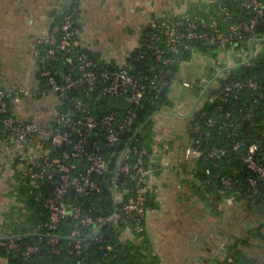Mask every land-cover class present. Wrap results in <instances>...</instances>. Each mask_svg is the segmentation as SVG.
<instances>
[{"label":"built area","instance_id":"built-area-1","mask_svg":"<svg viewBox=\"0 0 264 264\" xmlns=\"http://www.w3.org/2000/svg\"><path fill=\"white\" fill-rule=\"evenodd\" d=\"M228 1L231 0H203L204 5L214 4L207 13L204 11L205 15L182 13L153 21L151 26L157 32L146 35L143 40L140 38L135 48L137 55H133L135 50L129 51L116 65L105 70L94 69L92 60L84 53L85 48L79 45L80 29L73 26L78 25L77 7L64 13L58 27L62 33L58 42L53 37L36 42L33 55L39 65L38 90L71 107L63 111H44L39 105L31 107L33 110L26 109L24 104L30 101V92L0 87V167L5 172L13 170L20 178L17 188L5 196L6 205H0V264H32L33 258H78L88 244L99 245L103 260L108 254L118 257L119 244L135 242L139 245L145 236L148 203L152 197L150 182L155 171V152L160 146L163 154L167 153L164 139L154 141L156 118L151 120L150 147H137L136 134H133L120 150H112L138 121L137 109L145 95L152 91L160 93L167 85L174 92L177 88L182 92H195L199 105L225 103L231 94L243 91L257 93L260 99L264 97V87L255 79L231 80L223 74L237 66L238 59L248 64L264 51V33L261 32L264 0H239L237 10L243 15L240 18L222 6ZM194 44L212 46L207 55L210 68L203 69L194 80L183 79L178 74L168 78L170 69L181 66L180 57ZM41 46L48 49L40 52ZM76 48L81 51L75 52ZM59 52L67 65L60 80L59 74L48 66L49 62L57 63ZM148 56L152 65L145 69ZM209 70L213 71L211 75ZM259 89L262 91L257 92ZM77 93L96 103L105 97L116 99L127 108L120 114L109 112L96 116L76 97ZM214 125V120L207 118L203 129L188 128L189 135H199L183 151L192 179L197 160L216 162L227 153L225 149L205 151L201 148L200 138H208ZM227 125L231 149L240 153L239 160L252 175L248 183L257 193L259 184L264 188V165L256 157L259 146L233 141L236 126ZM113 161L115 166L110 168ZM215 178L220 179L219 196L233 189L231 178L218 174ZM105 182L110 213L95 216L100 207L96 199L101 198ZM2 196L0 192L1 199ZM26 198L34 205L31 212L25 209L29 206L23 202ZM224 203L230 205L233 200L224 199ZM11 212L21 225L27 224L34 215V227L19 234L6 233L1 227ZM103 226L117 231L118 244L105 240L99 230ZM84 228L90 231L86 233ZM222 263L239 264L234 252L228 249Z\"/></svg>","mask_w":264,"mask_h":264},{"label":"crops","instance_id":"crops-1","mask_svg":"<svg viewBox=\"0 0 264 264\" xmlns=\"http://www.w3.org/2000/svg\"><path fill=\"white\" fill-rule=\"evenodd\" d=\"M73 2L78 8L79 45L111 66L135 50L143 31L152 28L153 21L192 13L199 5L205 9L214 7L213 3L205 6L203 0H0V87L30 92V101L24 104L26 109L39 105L47 94L37 88L39 65L33 55L36 42L56 37L58 26L54 16L62 14ZM208 53L198 55L199 61L204 62L198 76L203 69L210 68ZM186 62L177 72L183 79L194 75L188 66L191 61ZM186 94L189 101L182 109L177 110L172 103L171 111L163 113L162 110L155 117L154 141L164 139L167 153L163 154L160 146L155 152V171L150 182L154 206L145 222L147 244H142L143 239L139 245L133 242L141 247L139 254L143 257L139 262L221 264L228 247L237 246L246 261L264 263V207L259 210L245 201L229 205L216 196L208 197V207L207 201L197 196L195 187L201 185L190 177L183 151L191 143L187 120L191 111L197 110L199 101ZM39 106L44 111L50 110ZM172 117L184 120V126L171 123ZM19 181L13 170L5 172L0 167V192L4 196L0 198L1 206L6 205L5 196L17 188ZM33 207L29 204L25 209L29 212ZM10 216V229L18 230L13 234L29 229L28 223L17 224Z\"/></svg>","mask_w":264,"mask_h":264},{"label":"trees","instance_id":"trees-1","mask_svg":"<svg viewBox=\"0 0 264 264\" xmlns=\"http://www.w3.org/2000/svg\"><path fill=\"white\" fill-rule=\"evenodd\" d=\"M239 4V0H231L227 3H222V6L230 9L237 16L236 18H240L243 15L238 13L237 7ZM76 3H72L69 7H67L62 14L57 13L55 17V24L59 27L62 22V17L64 13H68L71 8H75ZM197 11H201L204 14V11H208L203 6L199 5L196 7L195 11L191 14L198 13ZM207 13V12H206ZM209 17V16H208ZM75 20V17L73 18ZM74 27H77V24H73ZM157 32L154 28H147L143 31L141 39L143 40L146 35L151 36L152 33ZM264 33V29L261 30ZM62 33L58 31L55 39L58 42L61 39ZM212 46H205L194 44L191 49L186 50L183 55L180 57V60L188 61L192 56H198L201 54H206L210 51ZM54 49H57V45L53 46ZM214 48V47H213ZM40 52H45L48 47L41 46L39 47ZM81 51L79 48L75 49V52ZM84 51V50H83ZM87 57L92 60L94 69L96 70H105L108 69L109 66L112 68L113 66L109 64H105L101 61L96 55L92 54L89 51H84ZM61 52L57 54V58L59 59L57 63L49 62L48 66L50 69L55 70L58 75V80L64 75L66 71L67 65L64 63L61 57ZM133 55H137V50L133 52ZM166 56H172L171 53H166ZM237 66L228 69L225 71V75H227L231 80L237 79H248L252 78L259 82L260 86L264 87V51L259 52L256 57H254L248 64H242L241 60L237 61ZM152 65V59L148 56L146 62V68ZM179 67L175 65L170 70L168 78H175L177 75ZM215 72V70H214ZM213 73L212 70H209L208 74L211 75ZM169 90V89H168ZM167 90V91H168ZM262 91L259 89L257 92ZM167 93V92H166ZM166 93L164 97L160 98L159 94L155 91H152L150 94H146L141 106L137 109L138 121L131 125L128 131L121 139V143L114 147L112 151H118L121 147L127 144L128 138L133 134H136V146L141 148V146L150 147L153 139V133L150 128L152 126V119L159 115L164 107H169L171 102L168 100ZM76 97L80 100H83L84 106L87 107L91 112L96 115H102L109 112H115L116 114L122 113L127 106L124 105L121 101L116 99L104 98L100 101V103H96L92 99H88L80 93L75 94ZM192 99L197 102V97L195 96V92H191ZM264 96V94H263ZM67 107H71L68 105H62L61 109L58 111H63L67 109ZM221 109H218V108ZM207 118H212L215 122L214 128L210 132L208 138H200L201 148L205 151H208L212 148L216 149H225L227 153L221 156V158L216 162L205 161L203 159H199L196 162V174L194 175V182L197 181L201 186L199 188L195 187V191L197 192V196L202 198L205 204L209 207L208 202L209 196H216L219 200L224 202V199H232L233 203L245 201L248 206L256 208L264 207V188L259 184L257 193H254V189H252L248 183V179L252 177L251 173H249L243 163L239 160L238 152H234L231 149L232 141L227 138L229 134V127L227 123H233L236 126L235 136L233 141H243L247 145L252 143L258 144V152L256 153V157L259 162L264 165V97L259 98L257 93H251L250 91H243L238 94H231L230 98L225 103H216L214 105L205 103L201 104L197 107V110L188 118L187 127H198L204 128V122ZM189 122V123H188ZM189 133V130H187ZM191 140L198 139L199 135H189ZM115 166L114 161L110 162V168ZM187 166H184L186 169ZM206 171H209V174H206ZM219 175V177H227L231 178L233 181V189L228 190L225 195L219 196L217 191L221 188L220 179L215 178V175ZM108 184L104 183L103 193L101 198L96 199V202L100 205V207L95 211V216H108L110 213V200H109V192H108ZM210 198V197H209ZM31 200L26 198L23 202L27 205L31 204ZM214 203V202H212ZM211 203V204H212ZM152 197L149 200L148 207L149 210L153 207ZM206 206V207H207ZM31 211V210H30ZM14 213H9L7 216V222L2 224V229L5 230L8 234H13L17 229H10L11 216ZM29 229H32L35 224L34 215L28 219ZM8 230L11 231L8 232ZM105 236V240L109 241L110 244L116 245L118 244V233L113 227H105L99 229ZM18 231V230H17ZM83 231L88 233L90 229L84 228ZM20 233V232H19ZM17 233V234H19ZM143 245L147 244V239L143 237ZM83 255L78 258H56L49 260H39L38 258H33L32 264H142L139 262V258L143 256L139 254L141 247H136L134 244L125 242L123 244H119L116 248L121 251L118 257H113L108 254L106 259L102 260V253L99 251V245L88 244L86 247L84 246ZM233 251L236 260L239 264H264V263H256L254 261L248 260L244 258L237 246H229L228 251ZM101 253V254H100ZM225 264V263H221Z\"/></svg>","mask_w":264,"mask_h":264},{"label":"rangeland","instance_id":"rangeland-1","mask_svg":"<svg viewBox=\"0 0 264 264\" xmlns=\"http://www.w3.org/2000/svg\"><path fill=\"white\" fill-rule=\"evenodd\" d=\"M200 58L201 56H192L190 58L191 62L189 63L188 66H191V68L194 71V75H192L191 77H186V79L194 80L198 76L197 73L199 72L198 71L199 67H202V65L204 64L203 61H199L201 60ZM186 63H187L186 61L182 62L181 66H185ZM186 93H189V92H186ZM186 93L182 92L180 88H177L176 92H174L173 89L172 90L169 89L166 93V96L170 100L171 104L173 103L174 107L177 108V110H180L189 101L186 96L187 95ZM39 105H42L44 108H47V109H56V110H59L62 107V104L56 97H52L51 95H48V94L43 95L42 100L40 101ZM170 109H172V107L169 104V107L167 106L163 108V113L171 111ZM171 123H180L184 126L185 121L178 120V118L176 119V117H172Z\"/></svg>","mask_w":264,"mask_h":264},{"label":"water","instance_id":"water-1","mask_svg":"<svg viewBox=\"0 0 264 264\" xmlns=\"http://www.w3.org/2000/svg\"><path fill=\"white\" fill-rule=\"evenodd\" d=\"M168 90V86L167 85H164L160 91V94H159V97L162 98L164 97L165 93L167 92Z\"/></svg>","mask_w":264,"mask_h":264}]
</instances>
